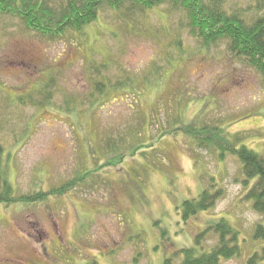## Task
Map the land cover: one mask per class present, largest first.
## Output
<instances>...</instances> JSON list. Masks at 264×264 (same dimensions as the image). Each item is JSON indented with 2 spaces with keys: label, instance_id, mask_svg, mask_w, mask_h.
<instances>
[{
  "label": "rangeland",
  "instance_id": "374dc122",
  "mask_svg": "<svg viewBox=\"0 0 264 264\" xmlns=\"http://www.w3.org/2000/svg\"><path fill=\"white\" fill-rule=\"evenodd\" d=\"M226 10L251 23L264 16V0H229ZM122 12L103 8L80 36L56 41L0 16L6 177L17 196L75 182L35 206H0V264H180L181 250H199L197 236L220 220L240 248L222 264H249L264 250L255 239L264 218L246 199L255 181L245 185L239 160L221 156L214 134L264 157L262 75L226 42L205 47L169 4ZM102 65L100 75L122 86L93 99ZM178 125L210 127L201 138L214 143L202 149ZM211 186L222 191L214 207L184 220L183 203ZM218 240L209 231L201 246Z\"/></svg>",
  "mask_w": 264,
  "mask_h": 264
},
{
  "label": "trees",
  "instance_id": "16d2710c",
  "mask_svg": "<svg viewBox=\"0 0 264 264\" xmlns=\"http://www.w3.org/2000/svg\"><path fill=\"white\" fill-rule=\"evenodd\" d=\"M229 0H63L61 7L50 8L47 1L43 0H0V16L18 19L29 31L56 41L65 36H80L82 32L95 23L103 8H109L120 12L146 13L163 4H169L171 8L180 10L188 20L187 28L191 35L205 47L226 42L228 50L237 59L247 62L254 67L264 80V16L258 17L251 23H247L244 11L229 13L226 3ZM128 4V5H127ZM260 10V9H259ZM126 12H122L126 13ZM215 45V46H216ZM105 65L96 68L95 74H102ZM90 74L93 70H89ZM92 84L90 98L100 99L113 92L115 88H121L122 84L114 83L101 75ZM53 82V81H52ZM100 97V98H99ZM91 111L94 108H90ZM68 110L72 111L71 108ZM180 127V128H179ZM193 138L200 144V148H209L214 142H218L221 156L231 154L239 160L246 182L255 181L246 199L253 203V211L264 218V157L260 156L246 146H236L234 141L221 133L214 134L216 140H210L208 136L201 138L210 127L204 129L188 126L174 127ZM200 128V127H198ZM228 134L221 128H215ZM214 131V130H213ZM220 137V138H219ZM193 139L191 142L195 143ZM198 146V145H197ZM215 147V146H214ZM221 157V158H223ZM120 159H124L121 157ZM119 159V160H120ZM224 159V158H223ZM107 165H110L109 163ZM74 181L70 184H62L59 188L49 192L36 191L26 196H17L13 186L9 183L4 166L0 162V206L10 207L22 203L35 206L44 203L51 196H60L74 188ZM211 186L202 192L198 200L185 201L182 206L184 220L198 217L201 213L211 210L216 199L222 196V191L214 192ZM214 231L219 235L218 243L205 250L201 246L208 238V232ZM239 234L226 220H220L216 224H210L208 231L196 238V244L200 249H184L180 254L183 261L180 264H222L224 261L234 260L240 256V248L236 245ZM255 239L264 242V224H258L255 230ZM264 260L262 254H256L249 264H257ZM171 260L166 264H171Z\"/></svg>",
  "mask_w": 264,
  "mask_h": 264
}]
</instances>
